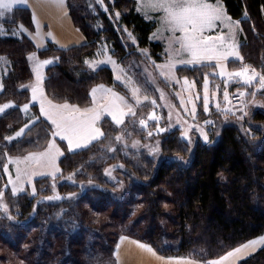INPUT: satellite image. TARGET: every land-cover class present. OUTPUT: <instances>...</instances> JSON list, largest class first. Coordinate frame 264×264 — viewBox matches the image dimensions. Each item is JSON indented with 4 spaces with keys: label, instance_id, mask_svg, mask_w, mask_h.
I'll use <instances>...</instances> for the list:
<instances>
[{
    "label": "trees",
    "instance_id": "obj_1",
    "mask_svg": "<svg viewBox=\"0 0 264 264\" xmlns=\"http://www.w3.org/2000/svg\"><path fill=\"white\" fill-rule=\"evenodd\" d=\"M104 2L110 14L117 9L120 17L111 20L101 6L94 4L91 8L89 0H67L71 19L83 32L86 42L66 48L51 42L37 48L23 32L12 34L18 23L33 28L28 7L12 8V18L4 21L6 32L10 33L0 34V56L8 59L0 102L13 100L16 105L0 117V150L23 154L42 148L50 136L49 122L39 118L20 138L2 143L5 133L26 121L19 104L29 100V90L23 85L33 78L28 62L30 52L40 57H55V62L45 68L46 93L55 100L82 107L89 104L92 86L104 83L118 87L107 66L90 70L85 63L86 58L96 54L102 40L112 46L119 60L127 53L132 54L134 45L125 42V27L135 35L136 45L148 47L152 55L158 56L162 44L149 39L155 22L137 10L135 0ZM223 3L232 17L240 19L242 60L264 74V0H223ZM33 108L38 113L37 105ZM250 120L251 124L244 123L243 127L224 124L216 140L198 142L185 161L169 157L174 153L169 145L156 163L149 158L151 163L145 168L134 166L117 151L106 157L103 144L113 127H105L103 138L88 147L64 152L59 158L60 174L35 178L36 193H20L15 212L10 215L0 212V264H45L35 261L37 254L45 255L47 264H71L68 245L77 239L76 230L68 232L65 227L70 220L68 216L75 219L82 216L76 213L75 206L87 210L86 204L94 212L88 223L94 232L91 242L100 251L95 255L100 264H116L114 250L122 235L149 244L162 256L207 261L261 234L264 231V110L255 109ZM173 134L165 137L162 144L174 139ZM145 151L139 156L144 157ZM119 157L127 162L119 161L125 164L133 188L125 184L118 189L117 181L110 179L109 182L98 178V183H94L99 168L112 166ZM130 157L137 159L134 155ZM80 166H85L86 171L82 179L88 178L84 189L60 180L61 175ZM54 184L57 193L68 194L56 199ZM100 184L105 185L100 187ZM88 189L93 194L87 193ZM39 196L47 197L37 199ZM86 223L80 225L81 229H85ZM81 250L77 247L78 252ZM73 264L92 263L76 256ZM237 264H264V245Z\"/></svg>",
    "mask_w": 264,
    "mask_h": 264
},
{
    "label": "rangeland",
    "instance_id": "obj_2",
    "mask_svg": "<svg viewBox=\"0 0 264 264\" xmlns=\"http://www.w3.org/2000/svg\"><path fill=\"white\" fill-rule=\"evenodd\" d=\"M104 1L89 0V6H101L111 20L119 18V10L114 9L110 14ZM24 3L25 0H0L1 35L10 33L6 32L4 21L12 18V8ZM135 6L155 22L149 39L161 43L162 48L158 56L152 55L148 47L136 45L135 35L124 27L125 42L132 43L134 48L132 54L127 53L119 60L112 46L102 40L96 54L86 58L85 63L90 70L107 66L118 87L104 83L92 86L87 106L51 98L45 91L44 78L45 68L55 62V57H40L36 52L28 54L33 78L23 85L29 90V100L19 104L26 121L5 133L2 143L20 138L39 118L49 122L50 136L42 148L23 154L0 150V212L5 215L15 212L20 193H36L35 178H53L60 174L59 158L64 152L88 147L103 138L107 126H112L113 132L104 140L106 157H112L117 151L134 166L145 168L151 163L149 158L156 163L169 145L174 151L169 157L185 161L198 142L216 140L224 124L243 127L244 123L251 124L255 109L264 110V74L242 60L240 19L226 11L223 0H135ZM21 32L19 23L11 31L12 34ZM7 69L8 59L0 56V90ZM14 105L13 100L0 102V117ZM33 105H37L38 113ZM172 132L174 139L163 145V139ZM143 151L146 155L140 157ZM130 155L137 159L131 160ZM119 161L125 160L119 157L112 166L99 168L93 182L97 184L98 178L110 179L117 181L118 189L125 184L133 188L125 164ZM85 173V166H80L61 175L60 180L84 189L88 179H82ZM53 190L56 199L68 194L57 193L55 184ZM87 193L93 194V191L88 189ZM86 206L87 210L75 206L76 213H82L80 218L68 216L70 220L65 230H76L74 236L77 237L68 247L71 246V259L78 256L87 263L100 264L101 261L95 259L100 251L91 242L93 231L88 223L94 212ZM84 221H87L85 229H81ZM79 246L81 252L77 251ZM45 257L37 254L35 261L47 264ZM119 258L122 264L126 261L122 255Z\"/></svg>",
    "mask_w": 264,
    "mask_h": 264
},
{
    "label": "crops",
    "instance_id": "obj_3",
    "mask_svg": "<svg viewBox=\"0 0 264 264\" xmlns=\"http://www.w3.org/2000/svg\"><path fill=\"white\" fill-rule=\"evenodd\" d=\"M23 6L28 7L31 11L33 28L28 29L21 23H19V28L32 40L37 48H44L50 42L61 48L86 42L83 32L71 19L67 0H25ZM125 241L152 253L155 264H237L239 260L249 256L264 245V231L245 240L222 255L207 261H198L180 256H162L156 253L149 244L122 235L119 237L114 250L116 264H122L119 258V247Z\"/></svg>",
    "mask_w": 264,
    "mask_h": 264
},
{
    "label": "bare ground",
    "instance_id": "obj_4",
    "mask_svg": "<svg viewBox=\"0 0 264 264\" xmlns=\"http://www.w3.org/2000/svg\"><path fill=\"white\" fill-rule=\"evenodd\" d=\"M119 251V255L126 259V264H155L152 253L137 247L133 243L123 242Z\"/></svg>",
    "mask_w": 264,
    "mask_h": 264
}]
</instances>
